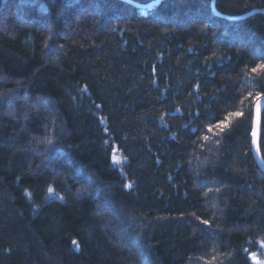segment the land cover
Returning a JSON list of instances; mask_svg holds the SVG:
<instances>
[{"label":"trees","instance_id":"16d2710c","mask_svg":"<svg viewBox=\"0 0 264 264\" xmlns=\"http://www.w3.org/2000/svg\"><path fill=\"white\" fill-rule=\"evenodd\" d=\"M211 1L0 0V264H264V0Z\"/></svg>","mask_w":264,"mask_h":264},{"label":"snow or ice","instance_id":"6c2138e0","mask_svg":"<svg viewBox=\"0 0 264 264\" xmlns=\"http://www.w3.org/2000/svg\"><path fill=\"white\" fill-rule=\"evenodd\" d=\"M208 25H204V28H207ZM258 67L260 68H264V63L260 64ZM253 72H256L257 69L253 68L252 69ZM252 94L249 93V96H251ZM261 96H264V93H256V120L253 121V125H252V130H251V137H252V144L254 146H256V151L257 153L260 152V144L258 143V138L260 141H264V130L261 129L260 124H259V111H260V100H261ZM229 116H243V113L241 112H235V113H229ZM227 119V118H226ZM228 127V124L225 123L224 121H221L220 123H217L215 125H209L207 128V131L209 133H213L214 128L217 130L214 134L215 135H219L220 133H224L225 129ZM105 131H107V129H105ZM204 140H209V136H204L203 137ZM48 143H52L51 140L48 141ZM115 149H113V152L115 153ZM124 159H127V157H125ZM121 161L120 159L114 154L113 155V163L114 164H119ZM125 187L131 188L132 185L131 184H126ZM211 191V189H210ZM48 192L50 194L53 193V189L52 187L48 188ZM60 199H63V197H60ZM197 219H199V217H197ZM201 223L203 224H208L207 220H203L201 221ZM75 243V241L73 242Z\"/></svg>","mask_w":264,"mask_h":264},{"label":"water","instance_id":"95a60500","mask_svg":"<svg viewBox=\"0 0 264 264\" xmlns=\"http://www.w3.org/2000/svg\"><path fill=\"white\" fill-rule=\"evenodd\" d=\"M125 1H127L128 3H131L133 5H135L137 7L145 8V7H151V6H153L154 4L158 3L160 0H154V1H151V2H149L147 4H137V3H134L131 0H125ZM211 5L214 8V0L211 1ZM254 12H261L264 15V10H252V11H249V12L244 13L242 15H236V16H234V15H225V14H220V15L223 16V17H225V18H227V19H237V18H240V17H245V16H247V15H249L251 13H254ZM263 106H264V96H261V100H260V111H259V124H260V116H261V111H262ZM256 118L257 117H256V101H255V104L253 106V121H255ZM252 125H253V122H252ZM251 153H252V156L254 158V161H255L258 169L264 174V161H263V159H262V157L260 155V152L257 153L256 146H254L252 144V137H251Z\"/></svg>","mask_w":264,"mask_h":264}]
</instances>
